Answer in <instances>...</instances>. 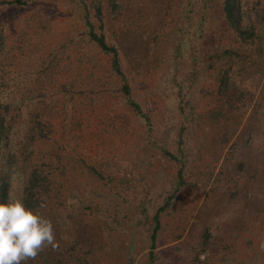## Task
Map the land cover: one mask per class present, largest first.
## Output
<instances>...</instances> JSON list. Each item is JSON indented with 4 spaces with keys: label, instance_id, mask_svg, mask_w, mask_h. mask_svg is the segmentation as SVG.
<instances>
[{
    "label": "rangeland",
    "instance_id": "obj_1",
    "mask_svg": "<svg viewBox=\"0 0 264 264\" xmlns=\"http://www.w3.org/2000/svg\"><path fill=\"white\" fill-rule=\"evenodd\" d=\"M224 2L0 0V203L59 245L21 264H264V0Z\"/></svg>",
    "mask_w": 264,
    "mask_h": 264
},
{
    "label": "clouds",
    "instance_id": "obj_2",
    "mask_svg": "<svg viewBox=\"0 0 264 264\" xmlns=\"http://www.w3.org/2000/svg\"><path fill=\"white\" fill-rule=\"evenodd\" d=\"M49 246H59L51 220L27 209L20 199L0 203V264L34 260Z\"/></svg>",
    "mask_w": 264,
    "mask_h": 264
},
{
    "label": "trees",
    "instance_id": "obj_3",
    "mask_svg": "<svg viewBox=\"0 0 264 264\" xmlns=\"http://www.w3.org/2000/svg\"><path fill=\"white\" fill-rule=\"evenodd\" d=\"M237 1L238 0H225V2H224V14H225L226 20H227L229 26L234 30L240 29V22L237 20V17H236L237 12L239 10V5H238ZM93 38L97 42V45L101 49L106 50V51L111 50L106 45L103 37H97L96 35H93ZM111 51L113 53H115V51H113V49ZM113 64H114L115 68L119 67L118 63H117V56L114 58ZM117 71L120 72V69L118 68ZM132 106L136 110L139 109L135 103ZM0 138H1V129H0ZM154 239H155V235H153L152 241H154Z\"/></svg>",
    "mask_w": 264,
    "mask_h": 264
}]
</instances>
